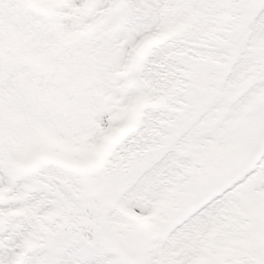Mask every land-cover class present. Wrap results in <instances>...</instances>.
Masks as SVG:
<instances>
[{"label": "snow or ice", "instance_id": "6c2138e0", "mask_svg": "<svg viewBox=\"0 0 264 264\" xmlns=\"http://www.w3.org/2000/svg\"><path fill=\"white\" fill-rule=\"evenodd\" d=\"M0 264H264V0H0Z\"/></svg>", "mask_w": 264, "mask_h": 264}]
</instances>
